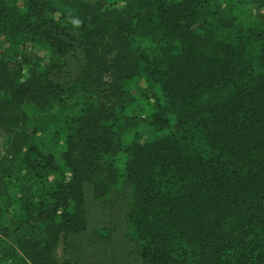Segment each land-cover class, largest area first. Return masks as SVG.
<instances>
[{"label":"trees","instance_id":"16d2710c","mask_svg":"<svg viewBox=\"0 0 264 264\" xmlns=\"http://www.w3.org/2000/svg\"><path fill=\"white\" fill-rule=\"evenodd\" d=\"M0 147V264L89 196L137 264H264V0H0Z\"/></svg>","mask_w":264,"mask_h":264},{"label":"rangeland","instance_id":"374dc122","mask_svg":"<svg viewBox=\"0 0 264 264\" xmlns=\"http://www.w3.org/2000/svg\"><path fill=\"white\" fill-rule=\"evenodd\" d=\"M75 52L79 51L75 50ZM68 62L67 73L73 74L80 64L71 59ZM9 192L12 191L9 190ZM111 207L110 205L100 206L96 200H92L90 196L87 197L85 205L87 229L74 237H64L66 239L61 240V245L56 251L59 262L70 259L72 264H137L139 256L128 253V247L122 246L124 243L119 246L120 233H108L118 220L117 214H110ZM103 229L106 230V236L103 234L105 239L92 238L94 231ZM120 232H122V227Z\"/></svg>","mask_w":264,"mask_h":264}]
</instances>
